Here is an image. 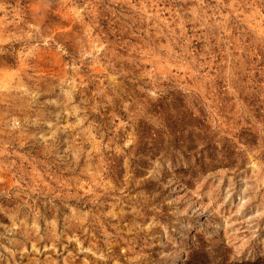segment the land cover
Returning a JSON list of instances; mask_svg holds the SVG:
<instances>
[{"label": "rangeland", "instance_id": "rangeland-1", "mask_svg": "<svg viewBox=\"0 0 264 264\" xmlns=\"http://www.w3.org/2000/svg\"><path fill=\"white\" fill-rule=\"evenodd\" d=\"M0 264H264V0H0Z\"/></svg>", "mask_w": 264, "mask_h": 264}]
</instances>
